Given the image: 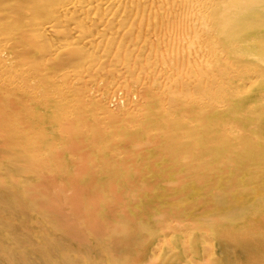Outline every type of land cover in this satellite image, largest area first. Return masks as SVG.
<instances>
[{
	"label": "bare ground",
	"instance_id": "6f19581e",
	"mask_svg": "<svg viewBox=\"0 0 264 264\" xmlns=\"http://www.w3.org/2000/svg\"><path fill=\"white\" fill-rule=\"evenodd\" d=\"M0 264H264V0H0Z\"/></svg>",
	"mask_w": 264,
	"mask_h": 264
},
{
	"label": "rangeland",
	"instance_id": "374dc122",
	"mask_svg": "<svg viewBox=\"0 0 264 264\" xmlns=\"http://www.w3.org/2000/svg\"><path fill=\"white\" fill-rule=\"evenodd\" d=\"M48 181V179H45V182H47ZM156 258V256H154V259Z\"/></svg>",
	"mask_w": 264,
	"mask_h": 264
}]
</instances>
